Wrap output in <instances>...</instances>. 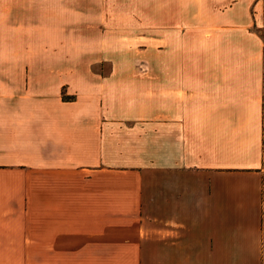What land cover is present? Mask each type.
Listing matches in <instances>:
<instances>
[{"label": "crops", "instance_id": "1", "mask_svg": "<svg viewBox=\"0 0 264 264\" xmlns=\"http://www.w3.org/2000/svg\"><path fill=\"white\" fill-rule=\"evenodd\" d=\"M35 17L155 21L35 56ZM0 264H264V0H0Z\"/></svg>", "mask_w": 264, "mask_h": 264}, {"label": "rangeland", "instance_id": "2", "mask_svg": "<svg viewBox=\"0 0 264 264\" xmlns=\"http://www.w3.org/2000/svg\"><path fill=\"white\" fill-rule=\"evenodd\" d=\"M154 21L153 17H35V56L43 50L52 56H95L110 47L115 57H138L144 54L139 43L148 42L141 36L152 34ZM148 46L146 53L150 50L152 55V45Z\"/></svg>", "mask_w": 264, "mask_h": 264}]
</instances>
